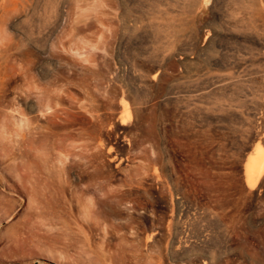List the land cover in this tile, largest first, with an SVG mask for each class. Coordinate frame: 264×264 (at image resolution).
I'll list each match as a JSON object with an SVG mask.
<instances>
[{"label": "rangeland", "instance_id": "1", "mask_svg": "<svg viewBox=\"0 0 264 264\" xmlns=\"http://www.w3.org/2000/svg\"><path fill=\"white\" fill-rule=\"evenodd\" d=\"M125 1L0 0V264H176L165 250L172 233L164 221L170 210L165 180H191L190 195L201 209L212 195L238 200L241 217L212 220L213 243L226 245L221 263L264 264L254 252L264 234V172L246 199L238 186L246 182L245 164L264 154V46L258 41L264 40V0ZM218 35L239 39L225 47L223 70L206 61L207 42ZM87 97L95 116L80 107ZM120 117L123 140H117ZM34 123L64 138L67 196L83 203L80 215L51 212L43 177L4 159L6 131ZM85 137L91 148L79 154L74 145ZM113 152L122 158L119 166L109 160ZM135 169L137 184L154 196L144 199L147 208L130 207L104 181L129 180ZM206 180L217 190L207 194ZM31 233L49 239L40 251L59 263L35 256L29 245L17 248ZM240 237L254 250L239 247Z\"/></svg>", "mask_w": 264, "mask_h": 264}, {"label": "bare ground", "instance_id": "2", "mask_svg": "<svg viewBox=\"0 0 264 264\" xmlns=\"http://www.w3.org/2000/svg\"><path fill=\"white\" fill-rule=\"evenodd\" d=\"M121 1L123 3L127 2L125 0H121ZM204 1L210 2V0H204ZM194 6L196 7V5ZM129 12L131 13L132 11H129ZM114 15H116V13ZM120 18L126 24V22L128 21L127 13L122 12V14H120ZM95 19L99 20V18H96V17ZM136 20H138V18ZM130 22L132 23L133 21H130ZM128 33H130V31H128ZM235 41L238 42L239 39L233 38L232 36H227V35H218L216 37L210 38L208 42L206 41L207 42V46H206L207 60L206 61L208 65L214 69H222V70L225 69L228 65L227 59H226L227 55L229 54L228 50H230V49H226L225 47H227L228 44H231ZM258 41L260 42L262 46H264V40L258 39ZM260 56H261V53H260ZM262 70H264V68H262ZM217 76L220 77L221 80H225L226 78L225 74L223 73L217 74ZM143 86L146 87L144 83H143ZM134 88L135 87L131 84L129 87L130 93L136 94L135 93L136 88L135 89ZM137 95L134 96V98L137 100H140L141 97L140 96L138 97ZM125 104L126 103L124 102L123 105ZM170 106H167V107H170ZM80 107L84 108L91 115L93 116L96 115L95 114L96 108L94 106L92 98L87 97L84 100H82L80 102ZM255 107H257V105ZM257 108L259 109V107ZM169 111H172V110L170 109ZM54 112L56 113L57 110H54ZM171 113H175V112H171ZM13 123L16 124L17 121L14 120ZM125 123H126V120L124 119V117H120L118 119V122H116V124L120 125L119 126L120 131L118 132L117 140H123L125 138L124 130H122V126ZM1 142H2L1 153L4 159L6 160L12 159L14 161H17L21 169L26 170L30 168V172L33 176L43 177V179L45 180V184L42 185V188H44V192L46 190L47 193L50 194L47 200L49 198H52L51 203L48 205V207L51 208V212H55L56 208H60V209L64 208L65 211L72 212V213L73 212L75 213L76 211L78 215H80V213L82 212L83 203L80 200H75V198H73L72 196L71 197L67 196L69 195L68 194L69 190L71 194V189H69L70 188L69 181L65 180L64 178V174L68 171V168H67V164H65L66 159L65 157H63V152L61 148V144L64 142L63 137L62 138L59 137L58 134L53 129L46 127V125H42L40 123H34L32 126L28 127L27 129H24L21 127L17 129L16 127H12L9 131L8 130L6 131L5 135H3ZM90 148H91L90 142L88 138L86 137L80 140L78 144L74 145L75 152L79 154L84 150H89ZM107 150L108 152L111 151V145H108ZM259 153H258L259 155H256L255 157L251 158L249 162L247 161L248 163L245 164L246 168H244L245 169L244 172H246L245 173L246 182H243V180H238L239 190L241 193H243L241 196V200L246 199V197L252 193V189L255 187L257 183L259 184L261 183L260 178L258 177H260V175L264 172V154H261V151ZM109 155H111V153ZM109 160L114 161V166H119L120 162L122 161V158L118 157V155L114 153L109 157ZM140 175L141 173L137 169H135L129 180H122V181L115 182L114 180H111L109 176H105L107 180H104V181L105 183L113 187L115 191L114 195L122 200H126L129 203L130 207L140 206V207L147 208L146 206L147 201L144 202V199L151 201V199L154 196L148 191L141 189L140 186L137 184L138 180L136 179L139 178ZM254 175L257 176V180L256 178L254 180L253 178ZM165 181L168 187V191L170 193V210L165 213L164 221L168 222L169 225H171L172 227L171 236L167 239L166 245H165L166 256L170 258L172 261H174L176 264L180 262L182 264H222L221 256H222V253H225L226 251V245H225V248L223 249L219 244L215 245L213 243V238L217 237V235L214 233V230L211 227V224L213 223L212 220L213 219L218 220L224 217L233 218L237 215L238 216L243 215L244 214L242 212L243 208L241 207V209H238L239 201L231 198L230 195L223 196V197L212 195V197H210L209 199L211 205L209 207L201 209L196 205V203H193L192 196L190 195L191 189H192L191 180H165ZM202 186H203V189H205L207 194L209 192L217 190V186L212 184L208 180H206L204 182V185L202 184ZM247 188H248V194H245L244 191ZM29 198L31 199V202L37 201L36 199L37 195L35 193H31ZM41 204H42V201L40 200V201H37V203L33 205L36 208L39 207V209H42ZM107 208L110 211L114 210V206L111 203H107ZM93 235H97V233ZM98 235L100 236L99 232H98ZM261 236H262V245L261 247H257L255 250L253 249V246L251 245L250 241L246 237H240L238 240V245L239 247L246 249V250H254L255 254L261 256V258H263L264 260V234H261ZM102 239H103L102 241L109 243L107 238L105 239L104 237ZM18 242H19L17 246L18 249L22 250L26 247V245H29V247L31 248H37L36 250L37 255L35 256L44 257L46 255H43V254H48L50 256L49 259L59 263V258L56 255L49 254V253H43L44 251H40L41 250L40 248H43V246L45 248L49 247L48 238H43L37 235L36 233H31L30 235L24 236L21 239L19 238Z\"/></svg>", "mask_w": 264, "mask_h": 264}]
</instances>
